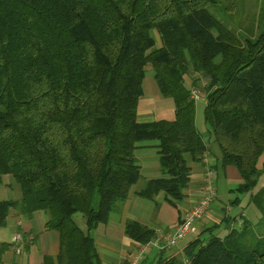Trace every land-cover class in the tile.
Wrapping results in <instances>:
<instances>
[{
    "label": "trees",
    "instance_id": "1",
    "mask_svg": "<svg viewBox=\"0 0 264 264\" xmlns=\"http://www.w3.org/2000/svg\"><path fill=\"white\" fill-rule=\"evenodd\" d=\"M233 9L234 0H0V186L10 175L19 192L0 199V227L14 210H41L59 233L57 264H102L92 231L139 182L136 148H155L159 177L134 194L174 206L184 197L191 163L207 154L197 88L220 163L242 178L234 201L248 193L261 221L251 230L223 218V237L214 225L180 257L140 264H264V183L252 193L264 177V29L231 26L219 10ZM146 65L173 119L136 117ZM123 232L140 245L155 235L134 219Z\"/></svg>",
    "mask_w": 264,
    "mask_h": 264
},
{
    "label": "crops",
    "instance_id": "2",
    "mask_svg": "<svg viewBox=\"0 0 264 264\" xmlns=\"http://www.w3.org/2000/svg\"><path fill=\"white\" fill-rule=\"evenodd\" d=\"M173 108V107H172ZM158 108L156 110L149 104L142 103L137 106L136 117L141 121L153 119H173L174 109ZM195 125V113H194ZM196 127V125H195ZM206 147L207 163L214 168V182L216 196L211 204V209L202 219L195 222V233L177 242L172 247H162V240L158 245H152L145 249L142 259H153L159 253L162 256H181L182 248L193 238L206 229L215 227L218 236L226 235L223 218L232 217V224H237L240 217L248 219L246 213L254 211L253 205L249 202V194L240 195L238 201L230 199L232 195H238L234 188L242 183V178L233 165L222 166L220 163V150L212 140L207 126L198 129ZM134 155L140 167V180L130 188V195L122 204L119 214H112L106 223H100L92 231L94 246L102 264H128L129 259L137 253L141 245L129 238L123 231L127 220L137 221L149 228L154 229L155 235L152 239L167 236L173 232L179 222L182 211L187 205L193 203L198 196V182L203 174L204 163H191L190 179L184 197L178 204L171 205L163 200L162 193L155 197V201L139 197L134 194L145 179L159 177L158 157L153 147H140L134 150ZM3 184L0 186V193L5 199L15 200L19 197L12 176L6 175ZM264 183V177L259 178L258 185L252 193ZM234 197V198H235ZM235 213H232L234 208ZM238 210V211H237ZM46 215L41 210H35L24 216L17 211H12L7 217L6 224L0 227V244H6V249L0 253V264H42L47 259L49 264H57V253L59 247V233L55 229L45 227ZM248 221V220H247ZM250 222V221H249ZM21 232L25 237V244L22 251L16 253L13 249L12 237L15 232Z\"/></svg>",
    "mask_w": 264,
    "mask_h": 264
},
{
    "label": "rangeland",
    "instance_id": "3",
    "mask_svg": "<svg viewBox=\"0 0 264 264\" xmlns=\"http://www.w3.org/2000/svg\"><path fill=\"white\" fill-rule=\"evenodd\" d=\"M222 15H224L225 20L227 23H230L231 26L235 28L242 26L245 30H250L257 34L264 29V0H234V9L233 12H225L219 10ZM156 39H157V35ZM158 42V39H157ZM159 43V42H158ZM144 78L142 81V91L143 94L139 98V105L142 103L149 104L153 106L156 110L158 108H172L173 103L171 98L164 97L160 94L155 80L153 78L152 70L149 65L145 67ZM186 86H190V83L187 79L183 81ZM203 109H204V101L203 100H196L195 101V125L198 129L205 126L204 119H203ZM264 155V151H263ZM262 155V157H263ZM262 157L259 159V162L262 160ZM263 178V177H262ZM6 177H3L5 180ZM235 195H232L230 199H234ZM0 199H5L0 193ZM234 208L232 213L236 212ZM238 211V210H237ZM248 217V221L251 222V226L249 227L251 230L253 223H259L261 221L260 213L256 210L250 211L246 213ZM82 217L77 215L76 220L80 224ZM240 221L238 222V225ZM256 236V235H254Z\"/></svg>",
    "mask_w": 264,
    "mask_h": 264
},
{
    "label": "built area",
    "instance_id": "4",
    "mask_svg": "<svg viewBox=\"0 0 264 264\" xmlns=\"http://www.w3.org/2000/svg\"><path fill=\"white\" fill-rule=\"evenodd\" d=\"M190 95L194 101L203 100V95L197 88H192ZM201 162L204 163V170L198 182V196L193 203L187 205L182 211L179 222L174 227L173 232L169 233L167 236L160 235L158 238L151 239L148 243L141 245L137 253L129 259L128 264H140L145 249L152 245H158V241L160 240H162L160 244L162 247H172L185 237L195 233V222L206 216L216 196L213 175L215 171L214 168L207 163V156L205 153L202 155ZM12 242L13 249L18 254L22 251L23 245L25 244V237L21 232L17 231L12 237Z\"/></svg>",
    "mask_w": 264,
    "mask_h": 264
}]
</instances>
